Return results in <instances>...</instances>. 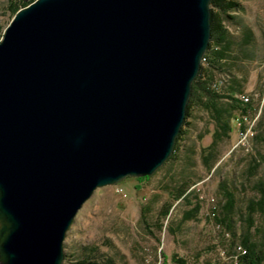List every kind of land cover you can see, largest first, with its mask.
Here are the masks:
<instances>
[{
  "label": "water",
  "instance_id": "1",
  "mask_svg": "<svg viewBox=\"0 0 264 264\" xmlns=\"http://www.w3.org/2000/svg\"><path fill=\"white\" fill-rule=\"evenodd\" d=\"M212 0H35L0 42V264H63L96 189L172 156Z\"/></svg>",
  "mask_w": 264,
  "mask_h": 264
},
{
  "label": "rangeland",
  "instance_id": "2",
  "mask_svg": "<svg viewBox=\"0 0 264 264\" xmlns=\"http://www.w3.org/2000/svg\"><path fill=\"white\" fill-rule=\"evenodd\" d=\"M237 1L239 10L222 15L234 43L233 59L225 71L211 70L214 80L207 87L223 95L233 77L240 80L242 90L234 99L220 101L223 106L235 102L238 106L225 119L230 130L219 131L203 107L208 102L205 95L200 102L195 99L182 127L184 133L160 169L144 180L127 178L98 188L83 205L67 232L63 264L83 260L85 248L92 247L117 264H175L174 258L186 264H238L245 250L239 247L243 236H250L259 246L257 251L264 253V215L254 216L251 230L247 222V204L258 198L255 186L264 178V164L256 176L248 172L253 158H264V0ZM9 6L10 0H0V42L14 18ZM229 15L235 19L228 20ZM250 34L252 40L247 43ZM202 66L207 70L205 60ZM245 115L254 120L257 133L246 141L237 122ZM186 182V195L176 198ZM226 188L235 193V208L231 222L220 225L217 218L225 214ZM170 202L172 208L163 219L160 212Z\"/></svg>",
  "mask_w": 264,
  "mask_h": 264
},
{
  "label": "trees",
  "instance_id": "3",
  "mask_svg": "<svg viewBox=\"0 0 264 264\" xmlns=\"http://www.w3.org/2000/svg\"><path fill=\"white\" fill-rule=\"evenodd\" d=\"M35 0H10V12L13 16L17 14V12L32 4ZM240 4L237 0H212L211 2V42L209 49L205 56V63L208 68L205 70L204 66H202V70L200 72L199 77L195 81L193 85L191 99L187 106V116H191V112L195 106V99L199 102L201 100L202 95L207 97L208 102L204 103L205 110L209 111L212 116V120L217 123V126L220 129L223 127V132L226 133L228 130L227 121H225L226 117L232 115V113H228L229 111H235L238 107L236 102L234 104H229L228 106H223L220 101L222 99H234V95L237 92L242 90V84L239 79L233 77L232 84L229 86L224 92L223 95L216 94L215 92L208 90V86L210 82H213V74L211 75V70L215 71H225L226 64L229 62L232 57V51L234 43L231 39V34L228 30L225 29L223 25V16L225 13H230L232 11H237L240 9ZM228 20H234L235 17L233 15L227 16ZM0 37H1V29H0ZM252 40V36L246 35V42L249 43ZM211 55V56H210ZM201 95V96H200ZM231 105V106H230ZM230 114V115H229ZM229 115V116H228ZM183 130H181L180 136L183 135ZM181 137H178L180 139ZM260 137L257 138L259 140ZM264 158H253L249 164L248 172L250 176H256L258 174L259 169L263 166ZM148 177L141 178L140 180L147 179ZM261 180V179H260ZM256 183L255 189L258 195V198L251 199L247 204V222L248 227L251 228L254 225V216L256 214L264 215V178ZM189 189L188 182L184 183L178 190L176 198H182L186 195ZM225 196V204L223 205V212L225 213L223 218H217V222L220 225H226L228 221L231 222V214L233 209L235 208V193L233 191H229L227 188L224 189ZM173 203H167L163 206L160 216L165 219L168 217L169 212L172 208ZM199 205L195 206V212H198ZM242 245V246H241ZM242 249L246 254L241 253L237 258L238 264H263L264 263V253L261 250H258V245L251 240V237H244L241 241ZM87 251V255L83 260L78 261L76 264H117L116 260L101 252L98 247L85 248ZM175 264H186L182 259L173 260Z\"/></svg>",
  "mask_w": 264,
  "mask_h": 264
},
{
  "label": "built area",
  "instance_id": "4",
  "mask_svg": "<svg viewBox=\"0 0 264 264\" xmlns=\"http://www.w3.org/2000/svg\"><path fill=\"white\" fill-rule=\"evenodd\" d=\"M240 118L241 119L239 118L237 119V122H238L239 128L241 129L240 134L241 136H243L242 140L246 141V140H249L251 137H255L257 133L253 125L255 124L254 120L252 121L251 118L247 115L241 116ZM240 250H242L241 247H240ZM242 253H246V252L243 251Z\"/></svg>",
  "mask_w": 264,
  "mask_h": 264
}]
</instances>
